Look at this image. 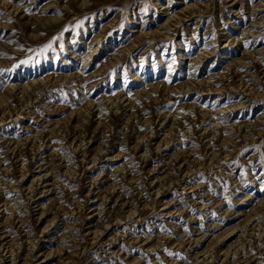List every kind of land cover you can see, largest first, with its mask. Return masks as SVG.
Segmentation results:
<instances>
[{
	"label": "rangeland",
	"instance_id": "1",
	"mask_svg": "<svg viewBox=\"0 0 264 264\" xmlns=\"http://www.w3.org/2000/svg\"><path fill=\"white\" fill-rule=\"evenodd\" d=\"M0 264H264V0H0Z\"/></svg>",
	"mask_w": 264,
	"mask_h": 264
}]
</instances>
